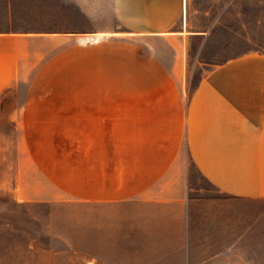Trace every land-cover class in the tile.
Here are the masks:
<instances>
[{"label":"crops","instance_id":"1","mask_svg":"<svg viewBox=\"0 0 264 264\" xmlns=\"http://www.w3.org/2000/svg\"><path fill=\"white\" fill-rule=\"evenodd\" d=\"M110 11L99 30H0L59 44L31 78L84 80L65 87L79 98L0 99V198L83 206L84 264H264V0ZM191 170L221 196H191ZM3 240L0 264H50Z\"/></svg>","mask_w":264,"mask_h":264},{"label":"rangeland","instance_id":"2","mask_svg":"<svg viewBox=\"0 0 264 264\" xmlns=\"http://www.w3.org/2000/svg\"><path fill=\"white\" fill-rule=\"evenodd\" d=\"M12 5V18L8 20V3ZM37 8L41 19L37 20ZM114 24L110 0H0V30L9 27H60L62 30H99ZM261 34V33H260ZM262 36V35H261ZM261 38V37H259ZM264 38V36H262ZM59 44L14 41L0 43V99H62L79 98L69 95L70 79L83 83V76L69 77L53 74L31 78L37 65L32 57H43ZM11 51H10V50ZM196 77H193L194 80ZM30 79H35L32 91L27 92ZM22 86L23 91H15ZM191 196L219 198L221 195L197 172L191 170ZM53 212L52 215H49ZM10 228L13 235L0 233V242L30 243L50 248L39 257L50 264H84L83 233L84 208L76 205L18 204L7 196L0 198V229ZM77 248L78 250H73ZM30 259L32 253H29ZM46 263V262H45Z\"/></svg>","mask_w":264,"mask_h":264}]
</instances>
